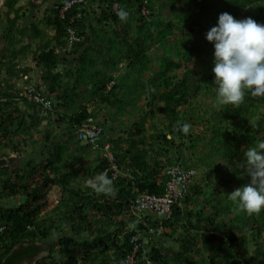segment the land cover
<instances>
[{"label": "trees", "instance_id": "1", "mask_svg": "<svg viewBox=\"0 0 264 264\" xmlns=\"http://www.w3.org/2000/svg\"><path fill=\"white\" fill-rule=\"evenodd\" d=\"M19 1L4 2L9 24L4 39L10 50L0 59V148L25 152L31 146L40 152L39 159L28 157L19 164L0 155V203L24 197L16 207L0 204V225L8 226L0 233V264L32 261L43 241L49 254L34 264H125L136 233L137 264H264V211L249 216L227 195L249 182L243 153L264 140V96L246 91L238 107L215 109L214 49L205 39L224 12L264 24V0H83L65 9L63 17L60 9L71 0H54L44 21L15 27L22 17ZM28 3L37 7L35 0ZM167 9L170 15L163 18ZM121 10L128 12L126 20L119 17ZM69 28L77 40L68 50ZM25 38L29 42L22 44ZM151 44L162 50L158 62L148 54ZM29 51L58 101L45 116L36 102L6 82L5 88L1 75L2 70L12 74V60ZM68 62L72 67L58 71ZM121 64L126 71L120 75ZM133 90L134 99L150 96L149 111L128 96ZM203 94L207 104L195 106ZM95 107H106L108 118L98 121ZM123 116H129V126ZM147 117L152 121L149 133ZM53 118L66 124L59 129L64 134L50 129ZM88 118L101 132L96 149L78 147L83 160L91 159L79 166L70 148L78 142L74 128ZM205 125L211 147L198 156L189 149L203 141L199 127ZM106 142L116 173L103 154ZM214 156L223 162L215 165ZM201 165L210 171L207 190L201 185ZM172 167L195 174L171 206L161 235L146 239L149 227L156 230L160 219L136 210L133 201L140 194L165 195ZM100 174L112 179L115 194L89 187L88 180ZM53 186L60 190L58 202L49 196ZM49 210L52 216L42 217ZM169 240L176 249L167 245Z\"/></svg>", "mask_w": 264, "mask_h": 264}, {"label": "clouds", "instance_id": "2", "mask_svg": "<svg viewBox=\"0 0 264 264\" xmlns=\"http://www.w3.org/2000/svg\"><path fill=\"white\" fill-rule=\"evenodd\" d=\"M118 15L122 20H126L128 17V12L121 10ZM205 39L207 42L212 44L214 49L212 71L214 73L213 84L215 85V102L218 106L232 105L234 107H238L241 103H243L246 91H250L254 96H264V24L258 23L251 17L238 20L228 12H224L218 16L216 25L211 27L206 32ZM67 45L69 50L71 43L68 42ZM22 77L25 81L29 82L28 75H23ZM28 84L29 83H27L25 86ZM24 87L19 91L20 95L22 96H25ZM35 87H39L38 90L52 102L51 107L46 109L39 105L41 107L39 113L40 116H45L46 111H49V109H52L53 107H57L56 104L58 101L56 100L54 93H49L40 88L38 85ZM19 106L21 109L24 107L23 105ZM54 121H56V119L53 118L49 122L53 123ZM46 122H48L47 119L42 121L41 125H45ZM58 126L60 128H64L66 127V124L62 122V124H59ZM78 127L79 126H76L73 132L75 140H78V142H74V144L77 147L81 145L85 148H88L86 145H89L90 149H96L98 147V143L96 146H93L91 143L77 138L75 131ZM184 130H188L187 126H185ZM105 145H108V153L112 156V159L110 160L108 156L104 155V157L108 159V169L116 173L118 168L114 163L110 145L108 142H106ZM102 147L104 151L103 144ZM74 153L77 154L79 161L80 159L83 160L79 153V149ZM103 154H105V151ZM243 155L245 158L246 173L249 177V182L236 188L227 195L228 198L235 202L238 207L247 215H259L262 211H264V140H260L256 146L248 147ZM10 156L13 157V160L14 158H17V155ZM114 165L115 168H113ZM194 174L195 173L193 171L188 184L192 182V176H194ZM88 185L97 193L115 194L113 181L107 176V174H100L89 179ZM52 188L58 187L53 186ZM16 198H19L17 200L18 202H16L17 205L11 206L16 207L24 201V197H8L4 198L3 201L6 199L13 201ZM51 199L54 200L53 198ZM3 201H1L0 204H2ZM54 201L58 202V200ZM154 215L155 218L160 219L158 223L159 227L156 230L149 227L148 235L145 237L146 239H149L150 236L158 237L161 235L164 229L162 227L164 220L172 216L171 208L170 214L167 218L158 216L155 213ZM2 227L3 229L0 231V233L8 229V226L6 225H0V228ZM27 228L29 230L33 229L31 226H28ZM56 235L58 234H54L53 237ZM139 238L140 236L137 233L131 236L130 244L132 245V251L126 256L124 260L125 264H129V259L131 257L132 264L138 263L139 259L136 257V252L140 246ZM51 241L52 239L48 240V242ZM38 245L41 247L40 253L35 257V259L25 264H34L35 261L41 260L46 256L39 257L46 249L48 250L46 242H40ZM47 252L49 254V250Z\"/></svg>", "mask_w": 264, "mask_h": 264}, {"label": "rangeland", "instance_id": "3", "mask_svg": "<svg viewBox=\"0 0 264 264\" xmlns=\"http://www.w3.org/2000/svg\"><path fill=\"white\" fill-rule=\"evenodd\" d=\"M2 1L3 0H0V39H1V35H2L1 34V31H2V29L7 24L6 23V13H5L6 12V7L2 4ZM35 2L37 3V7L31 6L28 3V0H22V1H20L17 4L16 7H18V6L21 7L20 14L22 15V17L20 18V20L17 22V25H20V26L28 25V23L29 22H32V21L38 23V22H42V21H44V19H46L47 15H48L47 7H49L50 4H52L54 2V0H37V1L35 0ZM179 3L180 2L177 3V6H180ZM169 11H171V10L170 9L169 10L167 9L166 11L162 12L163 13L162 14V17L163 18H166L167 16H169L170 15V12ZM13 15L14 14H12V13L10 14L11 17ZM91 21H92L91 23H93V24L96 23V19H91ZM95 42L96 41L91 40L90 43H95ZM2 43H4V42L2 41ZM197 45H199V44L197 43ZM174 52H176V51L174 50ZM148 54L150 55V57L152 58L153 61L158 62L159 57L162 54V50L160 49V47L158 45L151 44L150 45V48L148 50ZM153 64L156 65V63H153ZM119 68H120V70H119L120 75L123 72L126 71V68H125L124 64L121 65V66H119ZM32 77L34 79L30 80V78H28L29 79V82L28 83L29 84L32 83L33 85L37 86L38 81H40L38 74H34V75H32ZM26 84L27 83H22L20 86H22V85L25 86ZM136 93H137V91H134L133 90L130 93H128V96L129 97H132L133 101L135 103H137L139 106H142V107H144V109L146 111H149V109H151V108H149L146 103L149 101L150 96H149V98L147 96H142V98H137V99L135 98L134 99V97H136ZM205 96H206L205 94L199 96L198 97V101L196 102L195 106L201 107V104H202V107H204L207 104V102H205L206 101L205 100L206 99ZM208 102H212V98L211 97L209 98V101ZM213 106L215 107V109H218L219 108V109H221V111H223V109L220 106L215 105V104H213ZM90 109H92V107ZM95 112H96L97 120L98 121L104 120V117L108 118V116H107L108 109L106 107H102L101 109H97V107H95ZM200 113L203 115L204 114V110L203 111L200 110ZM121 120L127 126H129L131 124V121L129 120V116H123L121 118ZM145 121L146 122H145L144 126L146 128V132L149 133V132L152 131V121L150 120L149 117H147ZM163 122H164V120H163ZM163 122L161 124H159V128H162V125L164 124ZM59 124H61V123L58 122V121H54L53 123H50V126L49 127H50V129L53 130V133L54 132L55 133H60L61 132V131H59V129H60V127L58 126ZM206 126L207 125H205L204 128L203 127H199V132H201V129H202L203 135H205L203 141H201L199 143H196V145H195L194 148H190L189 149V151H191V152L196 150L197 153H199L198 156L207 153L209 151V148L211 147L207 143L208 135H206L207 134V131L205 129ZM61 134H64V133L61 132ZM21 148L23 149V146ZM77 150H78V147L75 144L71 145L70 151H74L75 152ZM39 152H40V148L39 147H36L35 148V147H31V146H29L28 149L25 150V152H23V150H21L18 153L17 152H14L13 153L12 151L9 152L6 149H4L3 147L0 148V155H2L3 157H5L4 159H6V160L8 158H13L10 155H17V158L18 159L17 158H14V162L16 164H19V163L25 161L28 157H33L35 160L39 159V155H38ZM82 154L85 155V153H82ZM213 159L216 160V161H214V164L215 165L223 162L222 160L221 161L220 160H217V156H214ZM80 162H81L80 163L81 165H79V166H87L91 162V159H88V160H82V159H80ZM198 172L203 177L202 180H201L203 182V184H201V183H199V184L205 185L206 184L205 180L207 179V176L208 177L210 176V171L204 165H201L200 168H199V170H198ZM55 189L57 191L56 192L57 195L54 196V194L52 192H50V195L52 197H54L53 198L54 200H59V197H60L59 191L60 190H59V188H55ZM204 189L207 190L206 185H205ZM2 201H3V199H2ZM16 202H18V201H16L15 199L13 201H11L10 199H6L5 201L2 202V204H4L6 207H11V206L17 205ZM51 213L52 212L49 210L48 214L45 213V215H42V217H45L47 215L52 216ZM178 231L180 232V230H178ZM168 242L169 243L167 245H169L170 247H172V249H175L176 248V244L174 243L173 240H169ZM165 246H163V247H165ZM47 251L48 250L46 249L39 257L48 255V252Z\"/></svg>", "mask_w": 264, "mask_h": 264}, {"label": "built area", "instance_id": "4", "mask_svg": "<svg viewBox=\"0 0 264 264\" xmlns=\"http://www.w3.org/2000/svg\"><path fill=\"white\" fill-rule=\"evenodd\" d=\"M83 0H71L67 6L61 8V16L63 17V12L71 4L75 2H80ZM77 40L74 30L68 29V42L73 43ZM24 95L33 102H36L38 105H41L43 108L51 107V100L43 95L39 90L36 91V87L33 84H28L24 87ZM1 101V98H0ZM101 132V127L97 124L91 122V118H88L87 121L80 124L76 129L75 134L78 139L84 140L88 143H91L93 146H96L98 143L99 133ZM104 151L106 156L111 160L112 156L108 153V145H104ZM115 168V165L113 166ZM172 177L167 183V190L163 196H155L148 194H140L135 197L133 201V206L136 210L148 211L149 213H155L158 216L167 218L170 214L171 206L183 195V190L186 188L189 179L193 171L191 170H182L179 167H172L169 170ZM3 229L0 228V231ZM129 264H132V257L129 259Z\"/></svg>", "mask_w": 264, "mask_h": 264}, {"label": "crops", "instance_id": "5", "mask_svg": "<svg viewBox=\"0 0 264 264\" xmlns=\"http://www.w3.org/2000/svg\"><path fill=\"white\" fill-rule=\"evenodd\" d=\"M20 1H22V0H20ZM4 2H5V0L2 1L3 5H4ZM16 6H17V4H16ZM6 11H7V8H6ZM5 13L7 15V12H5ZM10 14H9V17H11ZM17 22L15 24V27L26 26V25H23V26L17 25ZM32 22H34V21H32ZM6 23H7L6 26L1 31L2 35H1V39H0V59H2V61H4L3 56L8 55V52L10 50V46L8 45L7 41L4 39V33H5L6 29L8 28V25H9L8 22H7V17H6ZM30 23L31 22H29L28 24H30ZM34 23H36V22H34ZM49 33L51 34L52 32L48 29L47 32H46V35L49 34ZM2 41L4 43H2ZM28 42H29V40L25 38V39H23L22 44L28 43ZM36 42L37 41L32 43V46H31L32 51H34L35 48H36V44H37ZM19 46H20L19 44L16 45V48L19 47ZM32 51L27 52L24 56H20V57H17L15 60H12V62H11L12 63V72L14 74L13 73L12 74L11 73H7L4 70H2L1 75H2V77L4 79V87L5 88H6V83H8L9 85H11V87H12V89L14 91H20L24 87V85H22V86H20V85L22 83H28V81H24V79L22 77L23 75H28L30 80H32V79H34L32 77V75L38 74L40 81H38L37 85L40 86V88H42L43 90L48 92V90L46 88V85L44 84V82L41 79V74L43 72V67L41 65L37 64V62L35 61V59L33 57V52ZM69 58H71V56ZM68 67H72L70 65V62H68L66 64H60L59 67H58V71L63 72ZM65 80H67V78H64V81ZM51 192L54 194V196L57 195V193H56L57 191H56L55 188H53L51 190ZM49 196H50V198H54L50 194H49ZM18 199L19 198H16L15 200L17 201Z\"/></svg>", "mask_w": 264, "mask_h": 264}]
</instances>
